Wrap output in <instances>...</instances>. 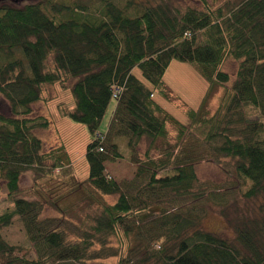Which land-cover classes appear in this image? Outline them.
<instances>
[{"label":"trees","instance_id":"1","mask_svg":"<svg viewBox=\"0 0 264 264\" xmlns=\"http://www.w3.org/2000/svg\"><path fill=\"white\" fill-rule=\"evenodd\" d=\"M200 1L199 8L176 0L0 6V96L10 108L8 115L0 111V187L9 200L0 212V264H90L111 249L112 238L120 244L112 252L117 264H264V0L215 6ZM226 57L238 62L233 80L223 68ZM173 59L192 63L208 81L200 107L185 109L188 125L154 98L157 92L166 95L163 76ZM56 83L69 87L74 99L72 109L59 106L60 114L85 124L92 135L84 156L88 183L99 194L116 195L72 227L44 216L46 201L26 199L19 191L25 170L47 177L63 164L56 151L44 150L36 130L49 121L33 109L44 100L45 86ZM218 86L223 94L210 115L208 101ZM113 98L107 131L99 132ZM170 122L177 128L173 144ZM119 137L129 150L147 140L143 156L124 155ZM158 140L165 146L156 145ZM194 145L201 151H193ZM154 147L160 149L157 156L150 153ZM206 157L228 162L226 170L237 182L231 195L240 189L244 198L257 200L256 214L232 217L227 193L195 185V162ZM123 158L136 170L118 181L105 162ZM204 201L220 207L233 239L203 226ZM153 202L160 208L153 223L157 232L147 237L154 250L142 240ZM16 218L35 256L1 234Z\"/></svg>","mask_w":264,"mask_h":264},{"label":"rangeland","instance_id":"2","mask_svg":"<svg viewBox=\"0 0 264 264\" xmlns=\"http://www.w3.org/2000/svg\"><path fill=\"white\" fill-rule=\"evenodd\" d=\"M17 1L19 4H25L32 1L45 0H0V6ZM179 4H189L197 8L202 7L200 0H176ZM209 3L218 5L225 0H206ZM238 62L226 57L223 68L231 76V80L235 78ZM136 72L142 81L151 86L150 82L142 76L139 68L133 70ZM163 80L167 88L166 95L155 93L154 98L165 109L173 115L177 121L188 125L190 120L186 113L187 108L197 109L200 107L202 98L204 97L208 81L199 72L195 65L189 62H183L173 59L167 67ZM224 88L218 86L211 99L208 101V108L210 115L213 113L219 104L220 97L223 94ZM42 101L34 103L33 109L35 115H43L49 121L47 128H40L36 130L40 138L43 140L44 150H54L57 156L62 159L61 167L53 169L52 174L41 176L37 178L34 170H25L20 178L21 190L20 194L29 199L41 198L46 201L44 207V216H52L55 218H62L63 225L72 227L78 224L80 218L85 213L94 210L100 201L112 203L116 199V195H102L101 193L88 183V165L85 159V151L88 142L92 135L85 124L76 122L67 116L60 114L59 106H64L67 109L74 107V99L70 88H65L56 84H48L45 86ZM116 100L113 98L106 115L102 119L99 126V132L105 133L108 128V123L112 116V107ZM0 111L6 115L10 114L8 102L0 96ZM176 125L168 123V142L173 144L176 136ZM120 150L124 155L133 154L134 157H142L147 147L148 141L143 140L134 150H129L126 146V139L119 137L116 139ZM156 145H164L162 140L155 142ZM195 152H200V148L193 146ZM154 156L160 153V149L154 147L151 152ZM48 163H51L49 161ZM198 180L195 183L204 189L205 192H224L229 196L227 207L230 216H253L257 212V203L255 199H246L241 193L240 189H235L234 195H231L232 187L237 185L233 174L228 172V162L224 159L212 160L211 158L198 159L195 162ZM134 163L129 160L116 159L107 160L105 162L106 171L120 181L122 179L132 178L136 170ZM6 188L4 185L0 187V212L4 211L9 205V200L5 197ZM191 201V199L185 200ZM61 208L62 211L59 210ZM159 204L153 202L152 207L147 212V220L143 226L145 234L142 235V240L150 249L154 250L152 245L147 243V237L157 228L153 226L159 217ZM200 214H203V226L225 238L233 239L235 236L234 229L230 223L222 216L221 209L218 205L211 201H204L200 205ZM149 216V217H148ZM72 225V226H70ZM4 239L9 244L22 245L30 256H35L31 244L26 238V232L23 223L16 218L11 225L4 227L1 231ZM127 240V238H126ZM149 241V240H148ZM136 242V241H135ZM131 244V243H129ZM111 249L102 252V257L97 262L92 261L90 264H117V256L112 254L114 248L119 246L118 239L112 238L110 244Z\"/></svg>","mask_w":264,"mask_h":264},{"label":"crops","instance_id":"3","mask_svg":"<svg viewBox=\"0 0 264 264\" xmlns=\"http://www.w3.org/2000/svg\"><path fill=\"white\" fill-rule=\"evenodd\" d=\"M109 103H110V102H109ZM109 106H110V104H109ZM114 106H115V105H114ZM114 106L112 107V110H113ZM108 109H109V107H108ZM108 109H107V111H108Z\"/></svg>","mask_w":264,"mask_h":264}]
</instances>
